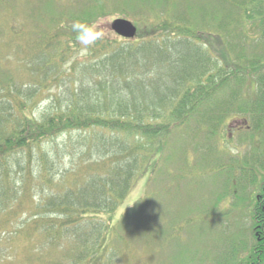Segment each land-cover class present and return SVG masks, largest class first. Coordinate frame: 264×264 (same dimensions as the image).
<instances>
[{"label":"trees","instance_id":"obj_1","mask_svg":"<svg viewBox=\"0 0 264 264\" xmlns=\"http://www.w3.org/2000/svg\"><path fill=\"white\" fill-rule=\"evenodd\" d=\"M92 2L73 19L80 27L60 23L29 40L30 54L22 61L29 84L0 75V232L9 237L7 250L18 255L20 242L35 247L38 256H27V262L120 264L127 252L120 246L125 229L132 226H139L136 235L148 245L170 237L177 242L180 229L171 219L165 218L163 235L155 234L163 217L158 222L154 201L176 199L183 184L209 174L228 183L222 194L235 198L244 189L236 174L242 165L233 155L223 160L230 155L224 128L229 117L247 125L248 143L264 154V0H220V11L203 8L196 28L192 18L175 15L173 0ZM113 8L146 30L135 40L95 39L74 58L80 40H88L93 25L107 20ZM251 24L254 29H247ZM255 31L261 44L252 50L260 53L251 55ZM57 84L35 114L41 94ZM58 139L67 143L62 152ZM69 144L88 166L83 178L65 173L62 180L73 183L57 191L50 154L60 157ZM262 158L252 160L263 171ZM144 178L145 196L116 217ZM36 180L48 186L39 200ZM259 187L250 200L252 244L244 230L241 246L230 240L231 264H264L263 176Z\"/></svg>","mask_w":264,"mask_h":264},{"label":"rangeland","instance_id":"obj_2","mask_svg":"<svg viewBox=\"0 0 264 264\" xmlns=\"http://www.w3.org/2000/svg\"><path fill=\"white\" fill-rule=\"evenodd\" d=\"M173 2L175 15L185 16L188 19L192 18L195 28L200 25L198 23L204 12L203 8L206 7L209 13L215 12L216 8L219 11L221 10L220 0H173ZM87 3L93 5L92 0H0V75L13 77L19 85L29 84L31 78L28 72H23L24 64L22 63L25 56L30 54L28 50L29 40L31 42V39L37 38L41 33H48L60 23H63L64 26L68 24L72 29L80 27L81 25L78 22L74 23L73 19H75V16L81 17L83 15V10L89 7ZM225 6L222 7V10L225 8L222 12L223 15H226L227 12ZM238 14L240 15V13ZM196 15L198 16L195 17ZM108 17L107 20L102 19L96 25H93L89 31L88 40L85 42H93L98 38L105 39V41L119 39L120 37L111 29V24L116 19H126L133 22L139 33L146 30L137 19L125 18L120 12L114 11V8L111 9ZM236 18L238 17L236 16ZM220 24L221 22H213V25ZM249 27L247 29H254L252 24ZM238 30H241V28ZM78 32L80 33V30ZM260 36H262L260 32L258 34L255 31L254 37H251L256 39L249 46L251 55L260 53L259 50H252V47H259V44H261ZM79 44L80 49L79 51L75 50L73 53L74 58L84 54L85 50L83 51V49L87 50L92 43L85 45L80 42ZM218 45L221 46V42H218ZM21 47L23 52L20 51ZM65 67L68 69L69 65L66 64ZM65 81H62L60 86L64 87L66 85ZM57 87H59L58 84L41 94L35 114H39L46 107L47 100L53 91L58 90ZM245 97L247 100L249 99L248 94ZM233 118L234 116L229 117L224 123L228 136L225 140V150L230 155H227L226 159L223 160L228 162L229 157L233 155L238 161L237 166L240 164L242 167L251 168L247 171L242 170V167L237 168L238 183L244 189H240L237 193L238 196L235 198L231 195L230 197L228 194H222L228 183L222 182L224 178L221 180V174L219 176L209 174L205 177L202 176L197 181L193 180L192 184L187 183V186L183 184L176 199L167 197V202H165L164 197H162L159 204L154 201L156 213L159 217L158 222L163 217L155 234L163 235L166 227L165 218H167L169 221L171 219V221L178 224L177 229H180V238L177 242H173L174 238L170 237L166 241L160 240L158 243L148 245L145 243L144 237L136 235L139 226L138 228L132 226L129 231L125 229L123 244L120 246L126 248L127 252L125 256L120 258V264H231L234 257L232 256L233 251L230 253L231 247L228 246L229 243L231 245L230 240L234 241L237 246H241L240 237L243 239L241 233L244 230L248 235L247 239L249 238V242L252 244L250 200L259 190L262 176L264 178V170L262 171V168L259 167L261 164L258 165L257 161L254 162L252 158L263 157L258 161H263L262 164L264 165V154L260 152L257 155L258 151L248 143L247 140L250 139L249 137L252 134L247 125L243 121H237L240 118ZM240 126L242 129H238ZM65 142L64 139L56 141V145L61 148V152L64 146L67 145ZM72 143L77 146L75 141H72ZM68 146L70 151L67 150L63 155L61 153L60 157L50 154V162L54 165V171L52 172L53 185L57 191H64V185L73 183L72 179L75 177L72 175L74 173L78 172L83 178L85 172L82 173V169H86L88 166V162L85 164L82 162L83 157L81 154L80 157L77 153H74L71 144ZM242 160L247 162V165L244 163L243 165ZM104 172L100 170L101 174H104ZM65 173L72 179L62 180ZM224 175L227 177L225 173ZM218 177L219 180H216L215 178ZM253 179H255L254 182H252ZM200 184L202 185L200 186ZM147 185V178L140 180L136 188L119 207L116 217L126 212L127 209L145 196L146 191H148ZM32 187L36 200L43 197V193L48 190V186L38 180L33 182ZM219 200L220 203L213 204L219 202ZM214 206H217L216 210ZM27 209L33 211V206L28 205ZM182 214H189V216H182ZM213 215H215L214 218ZM16 224L17 222L13 221L7 227V231L11 233ZM6 237V234H0V264H36V261L27 262L25 259L27 256H38L33 245L25 241L20 242L17 245L20 250L18 255L16 250H7L9 237L5 240ZM131 237H136V239H131ZM237 238H239V241ZM125 244L127 245L125 246ZM148 247L150 248L148 249Z\"/></svg>","mask_w":264,"mask_h":264},{"label":"water","instance_id":"obj_3","mask_svg":"<svg viewBox=\"0 0 264 264\" xmlns=\"http://www.w3.org/2000/svg\"><path fill=\"white\" fill-rule=\"evenodd\" d=\"M111 29L118 36L127 40H132L136 38L138 33V29L136 25L133 22L126 19H116L111 24Z\"/></svg>","mask_w":264,"mask_h":264},{"label":"clouds","instance_id":"obj_4","mask_svg":"<svg viewBox=\"0 0 264 264\" xmlns=\"http://www.w3.org/2000/svg\"><path fill=\"white\" fill-rule=\"evenodd\" d=\"M74 23H75V22H74ZM77 39L80 40V36H79V35L77 36ZM80 42H81L82 44H85V45L92 43L91 41L85 42V41H83V40H80Z\"/></svg>","mask_w":264,"mask_h":264}]
</instances>
